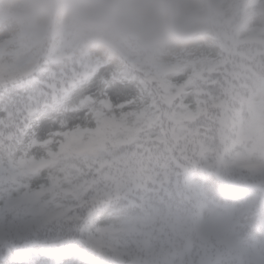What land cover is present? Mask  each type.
Segmentation results:
<instances>
[{
	"label": "snow or ice",
	"instance_id": "6c2138e0",
	"mask_svg": "<svg viewBox=\"0 0 264 264\" xmlns=\"http://www.w3.org/2000/svg\"><path fill=\"white\" fill-rule=\"evenodd\" d=\"M192 166L264 180V26L155 69L0 48V264H160L123 197Z\"/></svg>",
	"mask_w": 264,
	"mask_h": 264
},
{
	"label": "trees",
	"instance_id": "16d2710c",
	"mask_svg": "<svg viewBox=\"0 0 264 264\" xmlns=\"http://www.w3.org/2000/svg\"><path fill=\"white\" fill-rule=\"evenodd\" d=\"M257 2L221 0L222 12L212 7L207 24L178 44L181 51L173 58L210 40L246 35L250 23L247 14ZM257 24L264 26V15ZM77 42L74 46L73 40L65 41L64 47L82 51L84 43L79 38ZM56 47L52 27L36 33L20 25L14 38L3 49H13L22 59L28 60L44 56ZM130 50L106 49L103 56H119L120 59L134 60L147 69H155L152 62L146 59L147 55ZM148 184L154 186L149 205L153 202L163 209L170 207L172 211L167 216L169 218L162 217L168 222V231L164 235L166 240L170 238V242L162 245V252L157 258L160 264H256L252 257H244V247L264 240V180L253 179L229 168L192 166L171 169L157 181L145 185ZM143 186L132 188L123 197L132 214L145 211L140 195ZM225 205L233 206L231 234L228 237L208 226L210 214ZM243 258L247 260L242 261Z\"/></svg>",
	"mask_w": 264,
	"mask_h": 264
},
{
	"label": "clouds",
	"instance_id": "9594fccd",
	"mask_svg": "<svg viewBox=\"0 0 264 264\" xmlns=\"http://www.w3.org/2000/svg\"><path fill=\"white\" fill-rule=\"evenodd\" d=\"M0 13L36 33L57 25L95 48L152 55L203 28L212 0H0Z\"/></svg>",
	"mask_w": 264,
	"mask_h": 264
},
{
	"label": "rangeland",
	"instance_id": "374dc122",
	"mask_svg": "<svg viewBox=\"0 0 264 264\" xmlns=\"http://www.w3.org/2000/svg\"><path fill=\"white\" fill-rule=\"evenodd\" d=\"M215 0H212V3ZM264 15V0H259L257 4L253 7V9L250 11L249 17L251 18L250 24L256 25L259 23L261 16ZM242 24V23H241ZM251 27V28H252ZM20 29V25L9 15L6 13H0V48H4V46L10 41L11 38H14L18 30ZM54 32V37L57 41V47L65 46V41L70 42L71 40L74 41V46H76L77 39L75 35H72L73 33L67 29H64L62 27H59L57 25H53L52 27ZM65 31V32H64ZM68 33V34H65ZM82 52H87L92 55L100 54L103 55L105 49L103 48H95L90 45L83 44L82 45ZM178 51H181L180 45H174L167 49H164L160 52L153 53L151 58L154 61L155 67H158L161 63L169 61L172 59L175 55V53H178ZM119 59V58H114ZM150 191V187H146L145 190H143V195H146ZM150 196H144V201H149ZM147 211L145 213H139V214H132L134 216H147V217H157L158 214H164V210L160 206H149V208L146 209ZM161 210V211H160ZM232 211L233 208L230 206H226L224 209H216L214 212H212L209 216V223L208 226L210 228L215 229L218 231L219 234L224 235L225 237L230 236L231 234V228H230V220L232 217ZM168 213V211H166ZM161 216V215H159ZM203 230V229H202ZM250 256L253 259H255L256 264H264V240L260 243L253 244L252 246L244 247V257ZM246 258H243L242 261H246Z\"/></svg>",
	"mask_w": 264,
	"mask_h": 264
}]
</instances>
